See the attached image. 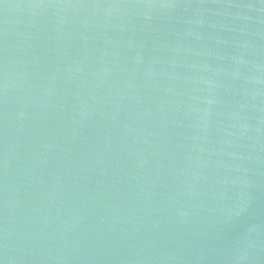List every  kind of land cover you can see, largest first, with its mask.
Instances as JSON below:
<instances>
[{"label": "water", "instance_id": "95a60500", "mask_svg": "<svg viewBox=\"0 0 264 264\" xmlns=\"http://www.w3.org/2000/svg\"><path fill=\"white\" fill-rule=\"evenodd\" d=\"M0 264H264V0H0Z\"/></svg>", "mask_w": 264, "mask_h": 264}]
</instances>
